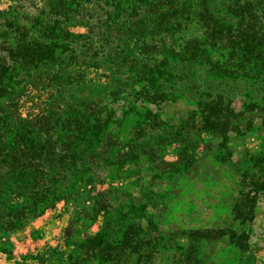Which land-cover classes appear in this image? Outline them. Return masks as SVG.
<instances>
[{
	"label": "rangeland",
	"instance_id": "obj_1",
	"mask_svg": "<svg viewBox=\"0 0 264 264\" xmlns=\"http://www.w3.org/2000/svg\"><path fill=\"white\" fill-rule=\"evenodd\" d=\"M44 4V0H0V59L7 58L4 47L12 41L11 21L24 26ZM194 16L182 20L183 30L175 37L202 34ZM231 18L225 25L237 23ZM257 22L264 32V16ZM224 26L226 37L209 51L210 59L167 63V75L159 81L165 95L161 100L147 101L142 76L129 73L120 61L15 69L11 87L0 95V134L5 129L8 145L11 140L3 148L11 150L22 126L44 130L60 118L54 126L59 129L74 110L94 114L102 107V115L113 114L106 126L113 136L104 140L103 150L113 151L111 159L124 155L125 162L120 168L109 167L101 180L86 175L64 197L48 196L42 213L20 227L0 224V264H70L76 242L99 233L110 206L108 216L120 224L117 210H129L128 198L117 197L124 190L146 205L141 225L143 234L150 232L145 235L151 240L146 246L152 250L148 264H264V192L256 194L249 221L241 223L233 212L248 192L247 182L264 173V74L256 76L249 68L231 74L220 68L219 63L232 54ZM69 30L88 33L83 27ZM255 32L259 35L257 28ZM261 39L257 36L259 44ZM116 70L120 73L113 75ZM217 97L229 100L231 113L211 110L222 122L228 117V131H212L211 125L204 129L207 114L195 104ZM8 178L11 175L2 182ZM6 216L1 213L0 222ZM203 229L244 232L245 247L227 235L196 239L192 232ZM111 233L108 239H116L118 230Z\"/></svg>",
	"mask_w": 264,
	"mask_h": 264
},
{
	"label": "trees",
	"instance_id": "obj_2",
	"mask_svg": "<svg viewBox=\"0 0 264 264\" xmlns=\"http://www.w3.org/2000/svg\"><path fill=\"white\" fill-rule=\"evenodd\" d=\"M44 1L43 8L37 9L36 15L30 16L24 26L19 27L11 21L12 41L4 47L7 58L0 59V95L11 87L10 79L17 67L38 71L49 70L55 65L91 67L95 61L110 64L120 61L128 67L129 73L135 71L137 77L142 76L147 101L161 100L165 95L159 81L167 75V63L178 60L188 64L198 58L210 59L209 51L226 37L222 36V26L229 17H232L230 21H237L235 25L224 26L230 36L232 54L219 63L220 68L231 74L248 68L256 76L264 74V32L257 22L264 16V0ZM192 15L199 22L202 34L191 38L175 37L183 30L182 22L191 20ZM74 27L87 28L88 33L74 34L69 30ZM257 36L262 37L260 44ZM257 45L261 47L257 48ZM119 73L120 70H116L113 75ZM119 85L123 87L122 83ZM99 104L102 105V100ZM195 104L207 114L204 129L211 125L212 131L225 128L228 131V117L225 116L226 121L222 122L219 113L211 110L218 108L216 111L231 113L229 100L221 97L208 101L198 99ZM101 111L102 107L94 114L74 110L59 129L54 126L60 118L44 130L32 131L28 126H22L16 131L11 150L2 147L8 145L4 129L0 134V214L7 216L1 225L12 229L20 227L25 220L42 213L48 196L64 197L86 175L92 174L101 180L109 167L123 165L124 155L111 159L113 151L103 150L104 140L113 136L106 130L113 114L102 115ZM6 175L11 178L2 182ZM247 186L248 192L233 209L235 218L241 223L251 219L256 194L264 192V173L251 177ZM120 196L129 200L127 212L121 208L117 210L120 224L116 226L108 216L110 206L104 211L105 223L99 233L76 242L75 253L69 255L70 264L151 262L152 250L146 247L150 239L145 238L150 232L146 230L148 233L143 234L141 225L146 205H141L140 200L126 190L118 192L117 197ZM97 211L100 213L103 208ZM150 225L147 220L146 229H150ZM116 230L117 238L109 240L111 232ZM192 234L196 239L227 235L240 248L245 247L247 241L244 232L230 229H203ZM140 249L148 252L126 254L127 250L139 253Z\"/></svg>",
	"mask_w": 264,
	"mask_h": 264
}]
</instances>
